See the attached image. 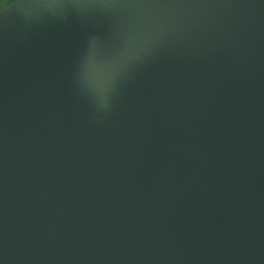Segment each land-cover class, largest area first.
<instances>
[{
	"label": "water",
	"instance_id": "obj_1",
	"mask_svg": "<svg viewBox=\"0 0 264 264\" xmlns=\"http://www.w3.org/2000/svg\"><path fill=\"white\" fill-rule=\"evenodd\" d=\"M0 264H264V0L1 6Z\"/></svg>",
	"mask_w": 264,
	"mask_h": 264
},
{
	"label": "trees",
	"instance_id": "obj_2",
	"mask_svg": "<svg viewBox=\"0 0 264 264\" xmlns=\"http://www.w3.org/2000/svg\"><path fill=\"white\" fill-rule=\"evenodd\" d=\"M12 0H0V7L4 6L5 4L9 3Z\"/></svg>",
	"mask_w": 264,
	"mask_h": 264
}]
</instances>
